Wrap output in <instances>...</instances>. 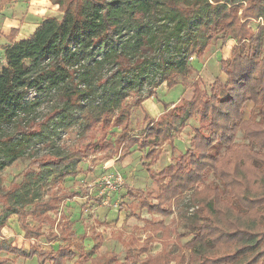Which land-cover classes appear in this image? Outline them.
I'll return each mask as SVG.
<instances>
[{
  "label": "trees",
  "instance_id": "obj_1",
  "mask_svg": "<svg viewBox=\"0 0 264 264\" xmlns=\"http://www.w3.org/2000/svg\"><path fill=\"white\" fill-rule=\"evenodd\" d=\"M53 5L60 19L40 20L28 38L3 49L0 172L25 153L31 161L19 183L13 180L5 191L0 189V231L16 217L26 240L39 239L45 225L54 226L53 240L65 238V222L54 224L49 213L57 214L63 200L88 197L86 191L67 192L60 185L92 153V129L110 123L118 133L113 141L101 140L102 148L148 149L143 159L149 164L143 166L157 186L158 206L142 201L141 208L167 216L173 201L188 191L190 203L200 208L197 215L204 223L185 244L188 255L181 254L174 264H264V0H54ZM218 33L222 41L234 42L230 58L219 62L226 81L216 79L209 92L195 88L191 100L175 105L170 116L173 104L165 105V120L144 119L148 136H130L132 111L142 101L132 106L126 100L145 84L142 51L154 45L166 53L158 65L173 87L181 65L200 56ZM171 44L178 61H172ZM57 93L62 101L37 121L38 107ZM108 113L112 122L102 121ZM194 117L199 126L189 148L154 177L150 166L157 157L150 146ZM82 123L79 146H53L41 157L34 155L38 143L52 142L62 130ZM239 133L242 141L237 142ZM209 176L217 184H207ZM45 190L53 192L42 198ZM1 252L52 264H67L74 257L68 245L55 252L31 245L26 252L5 239ZM115 256L91 257L90 264H131L128 258L118 263ZM6 263L0 258V264Z\"/></svg>",
  "mask_w": 264,
  "mask_h": 264
},
{
  "label": "rangeland",
  "instance_id": "obj_2",
  "mask_svg": "<svg viewBox=\"0 0 264 264\" xmlns=\"http://www.w3.org/2000/svg\"><path fill=\"white\" fill-rule=\"evenodd\" d=\"M44 1L47 5L43 4V0H0V70L5 64L3 49L13 41L27 38L29 33L27 29L30 28V24L39 23L40 20L47 17L61 18L57 6L53 5L54 0ZM251 27L255 29L256 24H252ZM222 39L221 33H218L216 38L214 35L200 56L193 55L191 56L193 59L188 60V66L182 67L181 65V73L174 77L175 85L173 87H169L168 83L164 81L162 70L158 65L164 60L163 54L166 53H162L154 45L147 46L142 51L143 69L147 76L145 84L142 85L137 94H130L126 100V103L132 106L136 100L143 103L132 111L130 136L137 138L148 136V134L144 135L147 124L144 123V119L148 118L153 121L149 115H154L157 109L164 110L165 105L169 106L177 102L180 105L184 101L191 100L195 88L209 92L216 79L222 83L226 81V77L220 71L221 49L225 43L231 48L234 43H231V39H225V41ZM170 49L173 52L170 54L172 61H178L179 54L173 50L172 44ZM109 68L106 67L102 73L107 74ZM32 97H34L33 93L31 94ZM60 99L62 97L57 93L43 100L36 111V120L41 119L53 106L61 102ZM169 110L167 116L173 114V110L176 112L177 109L170 107ZM112 116L109 113L107 116L102 115V121H111ZM165 118V115H161L156 120H165ZM84 125L85 123H82L62 130L58 136L53 138L52 142L38 143L33 149L34 155L41 157L53 146L66 150L76 148L79 146L80 136L83 135ZM105 126L109 127L104 128L103 125H100L92 129L91 136L93 139L90 141L92 153L81 160L70 177L66 178L60 185V188L67 192L83 194L86 191L89 199L74 197L70 201L63 200L64 203L62 201L57 214L49 213L54 224L58 223L62 226L64 224L62 217L64 218L67 236L66 238L59 237L55 242H52V235L56 234L54 226L52 228L48 225L42 226L43 237L39 241V247L46 248V244L50 247L51 245L56 247L57 244H68L70 247L73 244L71 250L74 253L76 264H90V258L95 255L106 258L111 257L112 254L116 255L115 258L118 263H122L128 258L131 264L144 262L148 264V260L150 264L165 262V264H174L173 260L180 257L181 254L188 255L184 246L194 237L199 226L204 223L197 215L200 208L190 203L192 192L189 191L173 201L167 216H162L156 212L149 213V210L147 213L145 208H141L142 201L147 202L148 206H158V202L155 200L158 194L157 186L151 179L149 180L150 177L143 166L144 163L149 164V160L143 159V155L148 154V149L141 150L134 147L132 150L116 152L114 148H102L103 140L113 141V134L118 133V130L110 128V123ZM198 126L197 118L186 119L183 123L176 125L167 140L159 142L156 147L150 146L155 148L157 157V161L150 166V171L154 177H157L161 170L172 164L178 156L189 148L193 130ZM236 141H242L240 133L237 135ZM30 161L31 158L25 153L22 158L10 163L0 172V189L5 191L13 180L19 183L21 180L20 173ZM115 171L121 175L123 183L111 194L106 204H103V178ZM206 182L207 184H217L212 176H209ZM197 188L200 189L201 187ZM48 191L45 190L46 193L43 192L41 197L46 198ZM123 212H127L126 217H123ZM102 214L105 215V220H103ZM71 217L74 219L69 221ZM15 220V217H11L9 222L7 221L10 224L7 229H13ZM27 222L32 226L37 225V222L31 219H28ZM77 229L79 231L85 230L84 235L74 237L72 234ZM86 232L89 234L86 235ZM104 238H106L105 242ZM17 240L15 238V242ZM97 240L101 241L97 252L93 253L91 249L86 253L83 251L84 247L93 246ZM143 248H147V251H142ZM74 259L72 260L73 263Z\"/></svg>",
  "mask_w": 264,
  "mask_h": 264
},
{
  "label": "crops",
  "instance_id": "obj_3",
  "mask_svg": "<svg viewBox=\"0 0 264 264\" xmlns=\"http://www.w3.org/2000/svg\"><path fill=\"white\" fill-rule=\"evenodd\" d=\"M43 4H45V5H47L46 3H45V1L43 0ZM34 19H36V18H34ZM33 19V20H34ZM37 20V19H36ZM39 20V19H38ZM37 22L35 23V22H33L32 24H30L29 26H30V28H28L27 29V31L29 32L28 33V36H27V38L33 33V31L36 29V27H37ZM22 39H26V37L25 38H22ZM21 38L20 39H18L17 41H19V40H22ZM231 43H234L233 41H231ZM232 45V44H231ZM230 51H231V47L230 46H228L227 45V43H225V45H224V47L221 49V58H222V60H228L229 58H230ZM143 104V103H142ZM176 105L178 104V102L177 103H175ZM175 104H173L172 106H170V107H174L175 106ZM169 107V108H170ZM169 108H168V110H169ZM168 110L167 111H164V110H162V109H157V111L154 113V115H149V118H151L152 120H153V122H156L157 120V118L160 116L161 117V115L163 116L164 114H166L167 112H168ZM144 135H145V133H144ZM134 137V136H133ZM134 147H136V146H134ZM134 147H132V148H130V149H128V150H132V149H134ZM124 150V149H123ZM122 149H120L119 151H123ZM128 150H125V151H128ZM142 150V149H141ZM144 150V149H143ZM116 152H118V151H116ZM115 161L117 160V159H114ZM113 160V161H114ZM147 174H148V172H147ZM149 176V175H148ZM147 176V177H148ZM149 180H150V178H149ZM152 181V180H151ZM150 181V182H151ZM153 182V181H152ZM89 197V196H88ZM88 197H83V199L85 198V199H89ZM74 198V197H73ZM80 198V197H79ZM71 199H67V200H64V201H70ZM64 201H63V203H64ZM126 213L127 212H123V217H126L127 215H126ZM103 216H104V219L103 220H105V215L104 214H102ZM108 216H109V214H108ZM16 218V217H15ZM74 219V217H71L70 219H69V221H72ZM100 220V219H99ZM101 221V220H100ZM8 222H9V220H8ZM62 222H65V220H64V218L62 217ZM10 224L9 223H7L2 229H1V231H0V241L1 240H3V239H5L8 243H10L11 244V246L13 247V248H16V249H23L24 251H28L29 250V248H30V246L31 245H34L36 248H38L40 251H48V252H50V251H53V252H55V251H57V249L60 247V246H65V245H58L57 243V245H56V247L54 246V245H51V247L50 246H48L47 244H46V248H43V247H39V241L41 240V238L43 237V235L39 238V239H37V240H35V239H30V240H26V239H24V233L20 230V228L18 227V223H17V220H15V224H14V227H12L13 229L12 230H9V229H7V226H9ZM84 233H85V230H81V231H79L78 229H77V231H75L72 235H74V237H79V236H81V235H84ZM15 234V235H14ZM89 233L88 232H86V235H88ZM15 238H17L18 240L15 242ZM21 240H20V239ZM59 238V237H58ZM61 238H63V237H61ZM66 238V237H65ZM57 239V238H56ZM55 239V240H56ZM105 239L106 238H104V242H105ZM55 240H53L52 242H55ZM88 240H90V239H88ZM97 242H99L100 243V245H101V241H98L97 240ZM96 242V243H97ZM103 242V243H104ZM95 243V244H96ZM94 244V245H95ZM66 245H68V244H66ZM94 245L93 246H91V247H88V246H86V247H84L83 248V251L86 253L87 251H90V249L92 250V248L94 247ZM69 246V245H68ZM73 244H71L70 245V250H71V248H73ZM100 248V247H99ZM98 248V249H99ZM72 251V250H71ZM95 252H97V251H95ZM96 256H99V255H95L94 257H96ZM93 257V258H94ZM0 258L1 259H5V260H7V263L6 264H52L51 262H40V263H38V261L36 260V258H32V259H24V258H22V257H18V256H15V255H12V254H9V253H6V252H1L0 253ZM73 259H74V257H73ZM72 259V260H73ZM72 260H70V261H67V264H76V259H74V263H73V261ZM79 261H82V260H79Z\"/></svg>",
  "mask_w": 264,
  "mask_h": 264
},
{
  "label": "built area",
  "instance_id": "obj_4",
  "mask_svg": "<svg viewBox=\"0 0 264 264\" xmlns=\"http://www.w3.org/2000/svg\"><path fill=\"white\" fill-rule=\"evenodd\" d=\"M193 58L190 57L188 60H192ZM122 177L121 175L115 171L112 174H108L103 178V188H102V202L106 204L107 200L111 196V194L116 191L122 185Z\"/></svg>",
  "mask_w": 264,
  "mask_h": 264
}]
</instances>
